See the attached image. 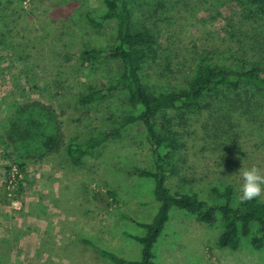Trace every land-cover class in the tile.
<instances>
[{"label": "rangeland", "instance_id": "374dc122", "mask_svg": "<svg viewBox=\"0 0 264 264\" xmlns=\"http://www.w3.org/2000/svg\"><path fill=\"white\" fill-rule=\"evenodd\" d=\"M135 1L137 20L159 33L172 84L186 85L200 55L222 59L232 47L228 32L241 13L233 1L174 0L168 17L155 12V1ZM104 14L103 0H0V264H113L84 239L128 261L141 259L142 245L129 236L145 235L137 222L150 223L158 209L154 180L131 175L153 169L141 123L126 126L120 140L97 150L80 167L71 165L65 149L50 155L33 145L20 154L4 143L15 109L34 101L55 109L66 144L84 143L132 114L125 92L92 105L81 103L84 94L105 89L122 69L119 61L93 70L82 66L87 49L114 45V22L98 29L88 21ZM206 118L202 114L190 123L186 137L193 141L181 154V178L187 181L180 178L173 190L204 197L225 181L235 186L238 205L240 168L256 167L264 175V130H251L244 122L223 143L207 133ZM19 163L24 171L16 179ZM109 191L117 193L116 203ZM258 198L264 202V192ZM258 228L253 224L251 236L232 250L218 245L219 222L203 225L190 214L175 213L154 247V264H264V247L256 250L251 244Z\"/></svg>", "mask_w": 264, "mask_h": 264}, {"label": "trees", "instance_id": "16d2710c", "mask_svg": "<svg viewBox=\"0 0 264 264\" xmlns=\"http://www.w3.org/2000/svg\"><path fill=\"white\" fill-rule=\"evenodd\" d=\"M152 1L155 12L160 11L162 17H168L174 10V0ZM230 1L241 9L240 22L231 24L228 32L232 47L222 59L200 55L194 74L182 86L171 83L170 58L164 55L157 30L138 21L136 1L103 0L105 14L88 17V21L98 29L108 21L114 22L115 42L110 48L84 51L82 66L93 70L103 62L119 61L122 69L105 89L84 94L81 103L92 105L125 92L132 114L113 128L97 131L84 143L70 144H66L63 123L52 106L34 101L16 108L10 117L5 144L14 146L20 154L29 153L33 145L50 155L65 149L75 167L82 166L109 142L120 140L126 126L143 125L152 149L153 169L135 170L131 175L154 180L158 209L150 223L137 222L145 235H128L142 245L141 259L128 261L83 240L113 264H154V247L173 215L179 212L194 216L203 225L219 222L223 231L218 245L232 250L239 247L242 238L251 236L252 225L256 223L259 228L251 244L256 250L264 247V202L258 197L236 205L235 186L225 181L217 182L204 197L195 191L172 187L183 175L181 154L193 141L186 136H190V123L195 118L207 114L211 129L207 133L223 143L244 122L249 123L251 130H264V0ZM23 168L19 163L16 179ZM108 195L112 204L116 203L117 193L109 191ZM123 217L132 220L126 213Z\"/></svg>", "mask_w": 264, "mask_h": 264}, {"label": "clouds", "instance_id": "9594fccd", "mask_svg": "<svg viewBox=\"0 0 264 264\" xmlns=\"http://www.w3.org/2000/svg\"><path fill=\"white\" fill-rule=\"evenodd\" d=\"M239 174L242 179L241 195L238 197L240 202L253 200L264 192V175L258 168H240Z\"/></svg>", "mask_w": 264, "mask_h": 264}]
</instances>
